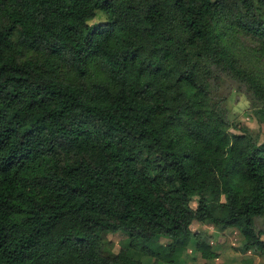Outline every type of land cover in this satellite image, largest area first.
<instances>
[{
  "label": "trees",
  "instance_id": "1",
  "mask_svg": "<svg viewBox=\"0 0 264 264\" xmlns=\"http://www.w3.org/2000/svg\"><path fill=\"white\" fill-rule=\"evenodd\" d=\"M258 5L0 0V264L213 263L208 222L264 254V140L217 94L235 82L264 134V73L225 39L264 61Z\"/></svg>",
  "mask_w": 264,
  "mask_h": 264
},
{
  "label": "rangeland",
  "instance_id": "2",
  "mask_svg": "<svg viewBox=\"0 0 264 264\" xmlns=\"http://www.w3.org/2000/svg\"><path fill=\"white\" fill-rule=\"evenodd\" d=\"M256 11L258 15L264 14L262 6L258 5ZM237 30V29H236ZM227 43L238 50L239 55L245 65L251 67L256 73H264L263 56L260 53L261 46L251 35H244L240 30L228 33L225 37ZM229 40V42H228ZM58 62L53 63V69L57 68L60 72L67 73L68 67L59 66ZM58 71V73H60ZM264 76V75H263ZM263 78V77H262ZM217 94L225 99V106L228 109L229 119L233 122H240L250 127L253 131L261 134L260 142L264 140L263 128L259 125L258 120L252 113L250 101L248 97L238 89L235 82L229 78H224L222 84L218 88ZM234 132H238L233 130ZM258 228L263 227V218L257 219ZM193 230H200L208 233L211 238L210 242L216 252L218 258L212 263L204 260L198 252L195 251L193 243L184 254V259L189 264H264V254L254 251L242 252L240 250L242 244V236L237 229H222L211 222L203 225L192 227ZM108 240L116 245L119 240L115 237H108ZM132 255L139 258L145 263H151L152 258L145 256L137 251Z\"/></svg>",
  "mask_w": 264,
  "mask_h": 264
}]
</instances>
